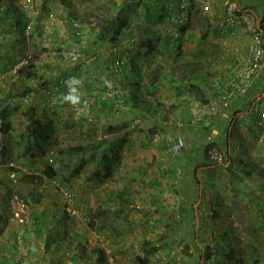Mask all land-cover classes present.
Segmentation results:
<instances>
[{
	"label": "crops",
	"instance_id": "obj_1",
	"mask_svg": "<svg viewBox=\"0 0 264 264\" xmlns=\"http://www.w3.org/2000/svg\"><path fill=\"white\" fill-rule=\"evenodd\" d=\"M96 1L99 5L100 3L108 4L107 7L103 6V9L107 11L114 8L116 12L113 15L119 14L120 19L127 17L131 19L129 23L135 21L141 23L136 26V42L126 43L121 51L128 59L126 71L113 79H110L105 72L110 56V42L98 40L99 24L92 23L87 26L85 35L79 39L75 36L73 28L68 23V17L64 13L56 14L55 19L49 16L51 23L49 20L46 21L43 47L49 52L57 45H62L65 48L80 47L83 53L77 62H72L64 56L54 54L44 56L45 54H42L40 65L49 64L50 69L43 70L44 72L50 71L45 74L51 82L49 84L51 87L48 88L54 89V93L50 97L44 94L38 95L37 92H34L33 86L29 84L31 90L28 92L26 100L32 106L36 107L40 104L43 109H46L54 125L67 117L60 118L61 115L73 111L75 122L78 121L77 124L101 125L104 122L106 125L116 126L122 123L123 134H127L125 138L127 141L120 150L119 163L103 180L105 183L96 182L94 195L91 193L92 197L90 196V205H92L93 211L97 208L104 212L110 208L104 200L112 199L113 193L123 191L121 194L131 204V209L127 208L122 214L125 218L129 217L128 225L134 226V233H128L127 240L130 241L125 247L129 253L133 250L131 245L138 239L157 242L155 240L165 237L162 232L163 227L166 226L164 223H166L169 227L166 228L168 237L165 240L171 241L174 240L172 237H177L179 242L193 243L191 249L193 253L190 259H199L205 250L202 251L200 248L202 244L198 243L213 240L210 237L209 229L210 214L216 210L217 216L219 217L221 214L223 218L226 212L223 202L221 201L219 204L217 200L216 204L213 197V191L223 193L226 190L225 185L210 187L207 182H204L209 179L208 168L213 166L208 159L209 149L212 147L223 149L226 161L229 163L227 165L226 163L214 164V166L216 170L224 171L222 177L226 182L230 176L227 173L229 172L227 166L231 167L230 164L235 162L234 154L240 153L244 137L253 136L256 138V129L253 125H256L257 117L251 113V106L264 93V66L254 80V87L250 95L233 100L228 108H218L211 126L187 124L190 105L195 103L196 106L198 103L218 99L219 84H225L233 74L246 66L252 33L243 24L223 28L226 16L221 5L223 0H215L209 13L202 12L199 5L200 2L207 0L194 2L190 8L189 19L182 27L179 42H175L170 33V25L167 20L168 6L171 3L173 6L177 5L179 0ZM237 1L257 19L262 20L264 0ZM11 2L16 7H12ZM19 2V0H0V4L4 5L6 9L0 11V18L7 16L6 19H0V32L3 31L0 35L5 36L10 32L9 38H3L0 48L6 47L14 51L9 57L5 56V58H9L7 60L9 66L23 55L25 56L27 48L30 49L34 47V43L39 42L37 38H34L32 42L27 39L23 44L19 43L20 20L17 17L29 21L25 12L21 11ZM18 7L21 14L17 11ZM95 12L101 15L98 10ZM111 16L108 15V17ZM78 42H81L82 45ZM137 48L135 54L142 53H139L137 58L134 56L132 58V50L136 51ZM148 49H152L154 54L148 52ZM143 54H149L154 67L158 66V72L150 73L152 69L147 68L150 61ZM196 54H199L200 57L194 59L191 55ZM139 57L140 59L137 60ZM52 66H56V68L54 69ZM139 69L144 75H136ZM56 72L59 74L56 75ZM26 74L28 75L26 76L27 81L34 82L31 73L27 71ZM68 75H74L82 81L81 93L88 102L86 112L82 113L79 108L60 103V95L67 89L65 84H59L58 80L60 77ZM105 80L112 81L127 90L129 97L126 106L121 105L119 108L113 100L100 101V96L105 88ZM53 101L55 112L51 107ZM216 103L219 105L218 101ZM227 110H230L231 114L214 137L211 134L215 123L220 114ZM40 111L38 109V112ZM71 117L73 118V115ZM180 120L184 122V125H179ZM116 122L119 123L116 124ZM243 125H252L253 131L251 133L245 131ZM177 136L184 137L187 144L185 150L180 154H174L168 149L169 142L175 140ZM227 139L229 140L228 144L225 143ZM213 143H217V146L212 145ZM227 150H234V152L228 153ZM241 159L240 157L238 160ZM218 175L219 171H217V177ZM92 181L94 180H90V182ZM198 181H203V183L198 184ZM90 186H94L93 183ZM89 192L92 190L90 189ZM42 201L40 204H32L36 211L40 206V210L37 211L41 216L39 224L32 223L30 225L34 227H26L25 230L31 231V234L25 233V230L22 233L25 244H31L27 239L34 238L33 233L39 238L40 243L42 240L44 241L43 246L38 248L39 251L32 249L31 246L28 251L29 264H102L96 251H85V246L81 243L89 238L91 231L85 230L83 225L80 227L79 220L72 214L68 216L66 210L61 217L52 220L49 213L51 206L54 205V199L50 198L49 201L43 203ZM134 205L137 209L144 208L143 212L138 210V214H135ZM171 206H176V209L181 207L183 219L180 222L174 223L170 217V219L168 218L169 214L175 213L170 208ZM155 208H157L156 211L153 210ZM159 208H162L160 212ZM256 210L258 211V208ZM54 212L62 213L60 210H54ZM255 220L257 221V219ZM5 223L8 222L1 223V225ZM9 223L14 224L12 221ZM70 223L72 225L76 223L78 226L71 231L72 236L64 237L65 229L69 230ZM95 223H97L96 220ZM227 225L216 223L212 226L217 228L216 234L221 238L225 235L234 240V234L237 231L223 227ZM38 229L40 233L37 234L35 231ZM18 230L14 224V227L6 229L0 234V264H18L21 256L15 246V236L18 234ZM219 240L221 239L216 242L218 247H220ZM207 243L204 242L203 245ZM202 247L205 249L204 246ZM84 251L85 253L82 254ZM128 258L133 259V255H129ZM208 258L209 261L213 259ZM154 259V255L150 256L151 262Z\"/></svg>",
	"mask_w": 264,
	"mask_h": 264
},
{
	"label": "rangeland",
	"instance_id": "obj_2",
	"mask_svg": "<svg viewBox=\"0 0 264 264\" xmlns=\"http://www.w3.org/2000/svg\"><path fill=\"white\" fill-rule=\"evenodd\" d=\"M43 1L44 0H39L41 14L39 18H37L36 22H32L33 32L30 31L29 35L27 34L29 36L27 39H30L31 42L34 38L39 40L38 43L33 44L34 47L30 48L33 51L34 58L30 63L32 66H30L29 71L34 79V82L29 83V81H27L26 76L28 75L24 70L17 79H15L16 77L11 76L9 79H7V76L10 75L9 71L12 67L9 66L10 64L7 62L9 58H5V56L9 57L14 53V51L7 49L6 47L4 49L0 48V97L7 98V93L22 91V88L29 84L33 86L34 92H37L38 95L49 93L48 90H50V88L48 87H51L49 85L51 82H49L45 73L50 71L44 72L43 69L49 70L50 67L48 63H44V65L47 64L45 66H41L40 63L42 62V54H45L44 56H51L49 50L43 47L45 44L43 36H46L44 28L46 21L49 20L51 23L50 17H54L53 19H55L56 14L58 15L64 13L67 17L78 19L85 25V27H87L92 23L101 25L102 18L108 17V15H113L114 12H116L114 8H110L108 11L103 9L102 3L99 5L96 0H48L46 9L42 8L44 3ZM11 5L12 7H16L13 2H11ZM95 10H98L101 15L97 14ZM100 16L102 17L100 18ZM2 33L3 31L0 32V34ZM9 33L10 32H8L5 36L0 35V45L3 41V38H9ZM20 38H22V28L19 27V39ZM38 46L40 48H37ZM137 50L138 48L136 51L132 50V58L133 56L134 58H137L139 56L138 54L142 53L139 52L135 54ZM15 54H17L16 51ZM143 55L150 61L149 54ZM191 56L194 59L200 57L199 54ZM139 59L140 57L137 60ZM137 60L134 59V61ZM152 62L153 61H150V64L147 65V68H149V70L152 69L150 73L158 72V66L154 67V63ZM52 67L54 69L56 68V66ZM57 74L59 73L56 72V75ZM136 75L141 76L144 75V73L141 72V69H139ZM70 76L71 75H68L66 77L68 78ZM51 93H54V89ZM13 100L14 99L12 98H7V100L3 103V106H8L10 110V120L13 122V128L11 129V133L9 135L2 133L0 134V150L7 148L6 142L11 143L8 159L0 163V234L2 231L14 227V224L16 225L17 229H19L18 236L22 235L27 226L34 227L30 225L34 223L32 221V213L35 210L33 209L31 199L33 198L32 194L38 192L40 193V202L36 204H40L42 200L43 203L49 201L50 198L54 199V205L51 206V212L49 213V215L52 217V220L61 217L66 210L68 216L72 214L76 219L79 220L81 227L83 224L82 218L78 216L80 213L75 210V207L77 205L80 207L81 205L82 209L80 208V210L84 213H86L84 209H87V207L80 204L78 201L74 206H72L73 202L69 201V199L65 197V195L62 194L59 189H61L63 185L67 186L66 183L71 182L75 188L77 187L80 189V196H86L88 198L87 201L89 203L91 201L93 192L96 190L95 185L97 184V180L90 182L87 180L86 174L82 172L81 174L74 176L71 180L66 181V183L63 182L66 180L67 176L72 174L74 168L73 164L77 161V156L70 159L67 152H64V154L61 153V149L63 147H72L82 143L96 142L102 138L115 141L118 137H120V135L123 134L124 127L122 125H106L104 122H102L101 125H88L86 123H83V125L77 124L78 121L75 122L73 111L69 112V114L61 115L60 118L65 116L67 117L59 120L57 123L58 125L55 124V127L53 126L52 128H48L47 134L49 136L46 142L42 143V141L39 140L41 142H38V144L27 143L28 141H21L22 134L27 133L26 126L29 125V121L27 118H25L24 112L27 111V109L30 110V108L35 106L29 104V101L25 98H22V101L16 99L14 101ZM113 100L115 105L120 108L123 103L122 99L118 97L114 98ZM116 106L114 107L116 108ZM36 108L38 118L42 122H48V120L52 119L50 118V115H48V111L43 109L40 104L37 105ZM119 108L118 110L121 111ZM38 109L41 111L38 112ZM71 115H73V118ZM118 123L119 122H116V124ZM243 129L249 133L252 132V130L249 131L247 128ZM255 139L256 138H253V136H249V138L244 137L242 144L240 143L242 145L240 148V153L234 154L236 156L235 162L230 164L231 167L227 166V169H229V172L227 173H229L230 176L226 182H224V178L222 177L224 171L221 169L216 170V167L214 166V164H221L216 163L215 161L208 158L213 166L208 168L209 179L205 180L204 182H207L210 187L225 185L226 190L223 193H220L219 191H213V197L216 201V204L218 203L217 200L219 201V204H221V201L223 202V207H226V212L224 213L223 218L221 217V214L219 217L217 216L216 210L212 211L210 214L211 219L209 218L208 220L210 221L209 223H211V227L209 226V229L211 233L210 237L213 240L204 241L208 242L204 245L203 241L198 243L199 245L202 244L200 247L202 251L205 250L199 259H190L193 253L191 250L193 243H187L183 240V242H179L177 237H172L174 240L171 241L165 240V238L168 237V229L166 230V228L169 227L166 223H164L166 226L163 227L162 232V235L165 237L155 240L158 242L156 245L158 250L154 252L152 251L154 246V243L152 242L145 247L147 250H144L142 244L149 240L138 239V242L134 241V243L131 245L133 250L129 253L128 249L125 247L127 242L130 241L127 240L128 233H134V226L128 225L127 222L130 221L129 217L125 218L122 214V212L126 211L127 208L131 209V204L126 201V197L121 194L123 191L113 193L112 199L107 198L104 200V202L109 205L110 208L104 210L105 212L100 209L99 214L95 217L97 223H95L94 227L92 228L89 226L91 235L87 240H84L85 242H81L83 243L82 245L85 246V251L94 250L99 257L101 249H105L106 247L111 250L110 256H112V254L114 255L113 257L117 264H264V143L258 144L257 139ZM228 142L229 140L227 139L225 143L228 144ZM27 144L31 146V150H28L26 154L23 155ZM39 145H41L40 148ZM212 145L217 146V143H213ZM220 150L222 151L223 149ZM230 151L234 152V150ZM230 151L227 150L228 153ZM240 157L243 159L244 163L238 160ZM50 159H52V162L50 161V163L54 165L57 177L62 178L58 179V181L61 183L60 186L52 184L51 182L47 181L46 178H44L47 177L45 169L48 166L47 161ZM11 162H15L16 164L20 165L19 171L21 175L28 174L30 176L35 175L37 177H35V180L33 179L36 184L32 190H30L31 188L28 185L24 186L25 184H19L17 181H11V169H9L7 166L9 165L8 163ZM225 163L227 165L229 162L226 161ZM246 163H248L249 167L256 166V169L250 176L244 175L243 177L240 174V172H242L241 167H243ZM97 164L99 163H88L87 168L90 169L91 173L92 171L96 170L95 165ZM99 165L103 166L102 163ZM217 171H219L218 177ZM2 179L4 180V183H1ZM91 183H93L94 186L91 187ZM103 183L105 182L103 181L99 184ZM202 183L203 181H198V184ZM34 189L36 192H34ZM90 189L92 192H89ZM250 197L256 198L253 199ZM24 198L27 200L24 201ZM133 207L135 214H138V210H140V212H143L144 210V208L137 209L135 205ZM254 207L258 208V211ZM180 208L178 209L177 213L169 214L168 216V218L170 217L174 223L180 222L183 219V213L181 212ZM38 210H40V206L37 211ZM54 210H60L62 213H56ZM153 210L156 211L157 208ZM161 210L162 208H159V212ZM176 215L180 217L177 218ZM13 216L15 218H13ZM255 219H257V221ZM10 221L14 222V224L9 223ZM4 222L8 223L1 225V223ZM216 223L221 225L222 223L228 224L227 226L223 227L237 231L235 234L233 233L234 240L227 238L225 235L223 238L218 236L216 234L217 228L213 227L216 225ZM77 226L78 224L76 223L73 225L70 223L69 230L68 228L65 229L66 232L64 237L72 236L71 231ZM83 227L88 231L85 225H83ZM136 229L139 230L138 228ZM30 232L31 231L25 230V233L31 234ZM7 234L9 235L8 232ZM33 235L34 238L27 239V241H30L32 245L25 243L22 245L23 255H26L28 251H30L31 246L32 249L37 251H39V247L43 246L44 241L42 240L43 244L40 243L39 238H37L34 233ZM218 239L224 241L221 243V240H219L218 243H220V247L216 246ZM202 246H204L205 249ZM85 251L82 252V254H84ZM137 252L141 253L138 254ZM129 255H133V259L128 258ZM152 255L155 257L153 262L150 261V256ZM208 257L215 258L214 260L209 261ZM27 259H29V257H27ZM102 264H105V260L102 262Z\"/></svg>",
	"mask_w": 264,
	"mask_h": 264
},
{
	"label": "built area",
	"instance_id": "obj_3",
	"mask_svg": "<svg viewBox=\"0 0 264 264\" xmlns=\"http://www.w3.org/2000/svg\"><path fill=\"white\" fill-rule=\"evenodd\" d=\"M192 1L193 0H179L177 5L173 6L171 3L168 6L167 20L170 25V33L174 36L176 42H179L178 39L182 33L181 29L189 19V8ZM214 2L215 0L203 1L202 10L209 13L214 5ZM221 5L226 14L223 28H228L230 26H234L235 24H243L247 27V30L251 31L252 40L250 44V53L248 55L246 66L237 73L233 74L225 84H219V95L217 100L198 103L196 106L194 105L195 103L190 105L191 108L187 124L203 125L205 127L211 126L214 122L215 114L217 113L218 108H227L233 100H238L239 98L248 97L250 95L252 88L254 87V80L264 66V13L262 20L257 19L255 15L244 9L237 0H223ZM22 6L28 16L31 17V21L26 29V33L29 34L32 29V22H34L40 14V8L35 0H23ZM70 24L78 37L84 36L86 30L81 22L73 18L70 20ZM135 40V29L132 24L124 29V32L117 42L110 44V58L107 60V73L109 75L113 76L122 73L126 66L127 59L121 54V51L126 43H134ZM51 53L54 55L67 56L73 62L78 61L82 54L80 47L65 48L62 45H57L51 50ZM33 58L34 56L32 51L28 50L24 58L12 66L9 71V76H18L21 69L30 64ZM62 82H65L64 78H62ZM111 84V88L106 87L103 98H114L117 95L122 96L125 94L123 89H120L119 87L117 88L113 83ZM48 92L49 94L51 93L50 90H48ZM216 101H218L219 105H217ZM251 113L255 114L257 117L256 125L253 126L256 129L258 144H262L264 143V93H262V95H260L256 101L253 102L251 106ZM179 125H184V122L180 120ZM246 126L247 125H245V127ZM185 147L186 141L182 136H177L175 140H172L168 144V149L174 154L181 153ZM209 156L211 159L218 162H223L225 160V155L217 148L210 149ZM9 165L20 168L15 162H11ZM10 177L16 182L18 173L16 171H12ZM53 183L57 186H60L61 184L58 181H54ZM61 191L65 197L73 203L78 199L77 192L69 185H63L61 187ZM173 207L174 206H171L170 208ZM85 212L88 213L87 210ZM178 215H176L177 218L180 217H178ZM19 247H22L20 243ZM106 253L109 256L107 264H116V261L110 256L111 250L106 248ZM27 256V254L23 255L19 264H29Z\"/></svg>",
	"mask_w": 264,
	"mask_h": 264
},
{
	"label": "trees",
	"instance_id": "obj_4",
	"mask_svg": "<svg viewBox=\"0 0 264 264\" xmlns=\"http://www.w3.org/2000/svg\"><path fill=\"white\" fill-rule=\"evenodd\" d=\"M43 2L44 3L42 5V8L46 9L47 8L46 5L48 4V0H44ZM102 6L107 7L108 4L103 3ZM19 9L20 8L18 7L17 11ZM21 11L24 13V11L22 9H21ZM18 12L20 13V11H18ZM3 14H4V12H3ZM6 17L7 16H3L4 19H6ZM17 19L20 20L19 24H20V28H22V38L19 39V43L23 44L25 41H27L26 40V38H27L26 27H27L28 20L24 19V18L20 19L19 17H17ZM130 20L131 19L127 18V17H123L120 19L119 14L118 15H112L111 17L102 18V23L99 27L100 29H99V33H98V40H100L102 42H104V41L117 42V40L119 39L118 37L122 33L123 28L130 22ZM15 23H16V19H15ZM150 47H152L151 44H150ZM147 51L151 52V54H154L152 52V49H148ZM30 90H31L30 86L27 85L26 87L22 88V91H15V93L14 92L7 93V98H9V99L12 98L14 100L16 99V100L22 101V98L25 97ZM16 94H18V95H16ZM7 98L0 97V132L5 133L6 135H9L11 133V129L13 128V125H12V122L10 120V110H9L8 106H3V103L7 100ZM24 115H25V118L28 119L29 125L26 126L27 127V133L22 134L21 141H24V142L28 141L27 143H35V144H38V142H41V141H42V143L46 142L47 138L49 136L47 134L48 128H52L53 126L55 127L52 120H49V122H42L38 118L36 107L30 108V110L27 109V111L24 112ZM121 124L122 123H120V125ZM126 135L127 134L120 135V137H118L115 141L110 140V139H106V138H102L96 142L82 143V144H78V145L72 146V147H63L61 149L62 154H64V152H67V154H69L68 156L70 159L75 158L77 156V161L73 164L74 168H73L72 174L70 176H67L66 179L71 180L74 176L79 175L83 172L86 174L87 180H89V181L90 180H97L98 182L103 181L105 178H107L109 176L113 167H115L119 163V161L121 159L120 150L122 149L124 143L127 141L125 139ZM39 140H41V141H39ZM6 143H7V148H3V150H0V163L5 161L9 157V149L11 147V143L10 142H6ZM40 147H41V145H39V148ZM28 150H31V146L27 144L26 150L24 151L23 155H25ZM240 161L244 163L243 159H241ZM48 162L49 161H47L48 166L45 169L46 176L49 178L56 177L57 173H56V170L54 169V165L52 163H50V162L48 163ZM91 162H96L99 164L102 163L103 166H100L99 164L95 165L96 170L92 171V173H91L90 169L87 168L88 163H91ZM255 169H256V166L249 167L248 163H246L243 167H241L242 172H240V174H241V176H243V175L250 176L254 172ZM35 177H36L35 175L30 176L28 174H25V175L20 174L17 182L19 184H25L24 186L28 185L31 188V189L30 188L29 189L32 190L34 188V185L36 184L33 181V179L35 180L37 178V177L36 178ZM1 183H4L3 179L1 180ZM34 192H36V190ZM32 197H33L31 199L32 204H36V203L40 202V193L39 192L33 193ZM26 198H24L23 200L26 201L27 200ZM89 204H90V202H89ZM98 214H99V209H94V211H93V208L91 209L90 215H91L92 220L89 222V226H91V228L94 227L95 217ZM40 220H41V216L35 209L34 212L32 213V221L35 224H39ZM176 220H177V218H176ZM36 233L37 234L40 233V230H36ZM15 237H16L15 246L17 248V246H19V238L17 237V235ZM22 238L24 239V237H22ZM151 242L154 243L152 251L154 252V251L158 250V248L156 246L158 244V242H154V241H145L142 244L144 250H147V249H145V247L147 245L151 244ZM214 258L212 260H214ZM99 260H100V262H103L105 260V250L104 249H101V251H100ZM18 264H19V260H18Z\"/></svg>",
	"mask_w": 264,
	"mask_h": 264
},
{
	"label": "clouds",
	"instance_id": "obj_5",
	"mask_svg": "<svg viewBox=\"0 0 264 264\" xmlns=\"http://www.w3.org/2000/svg\"><path fill=\"white\" fill-rule=\"evenodd\" d=\"M20 1V4H19V7L21 6V9L25 12V10L23 9V6H22V3H23V0H19ZM36 2H37V5H38V7L40 8V14H41V6H40V2H39V0H35ZM208 1V0H207ZM210 1H212V0H210ZM194 2H196V3H198L197 2V0H193L192 1V3H191V6H190V8L192 7V5H193V3ZM203 2V1H202ZM202 2H200L199 3V5H200V8H201V11L202 12H204L203 10H202ZM190 8H189V12H190ZM5 9V6L4 5H0V10L1 11H3ZM205 13H208V12H205ZM25 14L27 15V17L29 18V21H28V23H27V26H28V24L30 23V21H31V17L30 16H28V14L25 12ZM40 14L37 16V18L40 16ZM37 18L35 19V22L37 21ZM71 19H73V17H68V23H70V20ZM74 19H76V18H74ZM76 20H78V19H76ZM79 21V20H78ZM79 22H81V21H79ZM138 22H140V21H135V22H133V23H129V24H127L124 28H123V30H122V33L124 32V29L126 28V27H128V26H130V25H132L133 24V27H134V29L136 30V26L137 25H141V23H138ZM82 23V22H81ZM83 24V23H82ZM71 25V24H70ZM83 26H84V29L86 30V27H85V25L83 24ZM32 27H33V25H32ZM71 27H72V25H71ZM73 28V27H72ZM26 29H27V27H26ZM74 30V29H73ZM31 31L33 32V30L31 29ZM181 31H182V29H181ZM86 32V31H85ZM122 33L120 34V36L118 37L119 39H120V37H121V35H122ZM74 34H75V36L77 37V38H79V39H81L82 37H78L77 35H76V33H75V30H74ZM29 35V34H28ZM27 35V33H26V36H27V38H29V36ZM85 35V34H84ZM174 37V36H173ZM181 37V36H180ZM27 38H26V40H27ZM118 39V40H119ZM175 39V38H174ZM180 39V38H179ZM179 39H178V41H179ZM117 40V41H118ZM109 42V41H108ZM135 42H136V40H135ZM175 42H176V40H175ZM79 44H81V42H78ZM111 43H115V42H110V44ZM110 44H109V46H110ZM82 45V44H81ZM56 46H54V48H55ZM71 48H73V47H71ZM28 50H31V49H27L26 50V52H25V55H26V53H27V51ZM32 51V50H31ZM131 51V50H130ZM50 52H51V50H50ZM82 52V51H81ZM32 53H33V51H32ZM83 53V52H82ZM52 54V53H51ZM122 54V53H121ZM123 55V54H122ZM59 56H62V55H59ZM81 56H82V54H81ZM123 56H125V55H123ZM64 57H67V56H64ZM126 57V56H125ZM24 58V55L20 58V59H17L12 65H11V67L15 64V63H17L18 61H20V60H22ZM109 58H110V56H109ZM80 59H81V57H80ZM79 59V60H80ZM126 59H127V57H126ZM78 60V61H79ZM72 61V60H71ZM73 62V61H72ZM77 62V61H76ZM127 63H128V59H127ZM127 63H126V66H125V68H124V70L122 71V73L123 72H125L126 71V69H127ZM30 66H32V64L30 65V64H28V65H26V66H24L22 69H21V72H20V74L18 75V76H16V78L15 79H17L21 74H22V72H23V70L25 71V72H27V70L29 71V69H30ZM30 72V71H29ZM105 72L107 73V71L105 70ZM122 73H120V74H122ZM120 74H117V75H113V76H111V75H109L108 73H107V75L110 77V79H113L114 77H116V76H118V75H120ZM9 77L10 76H7V79H9ZM62 78H64L65 79V82L63 83L62 82ZM14 79V80H15ZM115 81H116V78H115ZM58 83L59 84H65V87H66V89H67V91L65 92V93H62L61 95H60V98H59V100H60V103H63V104H68V105H71L72 107H74V108H79L80 109V111L83 113V112H86L87 111V109H88V102L83 98V96H82V93H81V89H82V81L78 78V77H76V76H74V75H71L70 77H60L59 78V80H58ZM104 83H105V88H104V90H103V92H102V94H101V96H100V98H101V100L100 101H102V102H107V101H112L114 98H118V97H120L121 99H122V105L123 106H126L127 105V98L129 97L128 96V93H127V90L125 89V88H123V87H121V86H118V85H116V83H113L112 81H108V80H105L104 81ZM111 83H113L117 88L119 87L120 89H123L124 91H125V94L124 95H122V96H120V95H117L116 97H114V98H103V95H104V93H105V91H106V87H109V88H111L112 87V84ZM50 92H52V89H50ZM53 93H50V95H52ZM44 95H48L49 96V93H47V94H44ZM27 96V95H26ZM26 96L25 97H23V98H25L26 99ZM50 97V96H49ZM114 101V100H113ZM206 102H208V101H206ZM55 104H54V101L53 102H51V107H52V110L54 111L55 110ZM228 108V107H227ZM230 111V110H229ZM225 112V111H224ZM224 112H222L221 114H220V116H219V118L221 117V115L224 113ZM231 112V111H230ZM231 114V113H230ZM89 116V115H88ZM219 120V119H218ZM217 120V121H218ZM217 121H216V123H217ZM12 122V121H11ZM47 122V121H46ZM13 123V122H12ZM216 123H215V125H216ZM13 125V124H12ZM244 126V128H246L247 127V129L250 131V130H252V128H251V126L252 125H247L246 127H245V125H243ZM214 129V128H213ZM253 131V130H252ZM213 132V131H212ZM2 132H0V134H1ZM2 134H5V133H2ZM212 135V134H211ZM184 138V137H183ZM256 139H257V135H256ZM186 141V140H185ZM187 145V144H186ZM186 148V147H185ZM212 148H216V147H212ZM212 148H210V149H212ZM209 149V150H210ZM185 150V149H184ZM183 150V151H184ZM219 150V149H218ZM182 151V152H183ZM220 152H222L221 150H219ZM181 152V153H182ZM223 153V152H222ZM180 154V153H179ZM224 154V153H223ZM208 155H209V152H208ZM225 155V154H224ZM209 158H210V156H209ZM211 159V158H210ZM211 160H213V159H211ZM52 162V159H50L49 160V162ZM213 161H215V160H213ZM216 163H220V164H223V163H225L226 162V156H225V160L223 161V162H218V161H215ZM9 164V163H8ZM17 165H19V164H17ZM10 169H11V172L12 171H16L17 173H18V178H19V176H20V168H17V167H12V166H10V165H7ZM20 166V165H19ZM14 168V169H13ZM18 178H17V180H18ZM44 178H46V180L47 181H49V182H51L52 184H55V183H53L54 181H58V179H62V178H59V177H53V178H49V177H44ZM11 181H13L12 179H11ZM66 181H68L67 179L66 180H64L63 182H65L66 183ZM15 182V181H14ZM58 182H60V181H58ZM67 185H69L72 189H74L76 192H77V194H78V199L73 203V205L72 206H74L76 203H77V201L78 202H80V204H82V205H84V206H86L87 207V209H84V211H86L87 210V212L88 213H84V212H82L81 210H80V208L82 209V207H81V205H80V207H79V205H77L76 207H75V210L76 211H78L79 213H80V215H78V216H80L81 218H82V225H85L86 226V228L89 230V222L92 220V218H91V215H90V213H91V209H92V205H90L89 203H88V201H87V197L86 196H80L79 195V189L76 187L75 188V186L74 185H72L71 184V182L70 183H66ZM60 191H61V189H59ZM61 193L63 194V192L61 191ZM90 203H91V201H90ZM69 207H71V206H69ZM171 209H173L174 210V212L175 213H177V211H178V209H176V206H174L173 208H171ZM74 210V211H75ZM174 213V214H175ZM13 218H15L14 216H13ZM17 237L19 238V243L21 244V245H23L24 243H25V241H24V239L22 238V235H19L18 236V234H17ZM108 246H110V245H108ZM22 248L23 247H19V246H17V249L21 252V257L23 256V254H22ZM105 264H107V260H108V258H109V256H108V254L106 253V247H105ZM27 255H29V252L27 253ZM114 255L112 254V256L111 257H113ZM21 257L19 258V261H20V259H21ZM28 257V256H27ZM113 259H114V257H113ZM115 260V259H114ZM116 261V260H115ZM117 264V263H116Z\"/></svg>",
	"mask_w": 264,
	"mask_h": 264
},
{
	"label": "water",
	"instance_id": "obj_6",
	"mask_svg": "<svg viewBox=\"0 0 264 264\" xmlns=\"http://www.w3.org/2000/svg\"><path fill=\"white\" fill-rule=\"evenodd\" d=\"M230 111L227 110L225 111L221 117L219 118V120L217 121L214 129H213V132H212V135L215 137L217 135V133L220 131L221 127L223 126V123L225 122V120L227 119V117L230 115Z\"/></svg>",
	"mask_w": 264,
	"mask_h": 264
}]
</instances>
